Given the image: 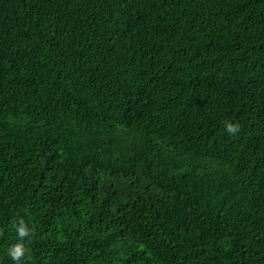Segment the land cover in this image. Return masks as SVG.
Here are the masks:
<instances>
[{"label": "trees", "instance_id": "trees-1", "mask_svg": "<svg viewBox=\"0 0 264 264\" xmlns=\"http://www.w3.org/2000/svg\"><path fill=\"white\" fill-rule=\"evenodd\" d=\"M21 218L20 264H264V0H0V264Z\"/></svg>", "mask_w": 264, "mask_h": 264}, {"label": "clouds", "instance_id": "clouds-1", "mask_svg": "<svg viewBox=\"0 0 264 264\" xmlns=\"http://www.w3.org/2000/svg\"><path fill=\"white\" fill-rule=\"evenodd\" d=\"M224 126L225 130L228 133H235L238 130L237 126L232 124L231 122H225ZM16 232L21 239V242L12 245L8 250V255L15 262V264H20V262L24 259L25 253L27 251L22 241L25 237H30L31 235H33V231L29 230V228L21 218L19 224L16 226Z\"/></svg>", "mask_w": 264, "mask_h": 264}]
</instances>
